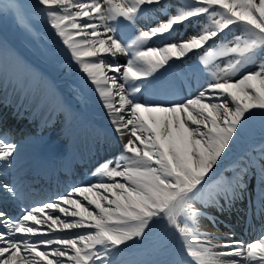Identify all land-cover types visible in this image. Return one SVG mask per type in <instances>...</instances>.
Masks as SVG:
<instances>
[{
    "label": "snow or ice",
    "instance_id": "1",
    "mask_svg": "<svg viewBox=\"0 0 264 264\" xmlns=\"http://www.w3.org/2000/svg\"><path fill=\"white\" fill-rule=\"evenodd\" d=\"M30 7L97 93L114 131L128 139L119 158L91 173L95 182L15 218L0 207V264H142L125 253L157 229L179 250L154 264H264V232L245 243L231 229L220 236L202 225L218 228L242 197L248 165L232 162L225 175V157L257 113L264 126V0H185L174 13L166 0H35ZM9 8L30 30L22 6ZM152 10L165 18L142 26ZM192 18L194 34L169 39ZM190 53L206 76L195 95L137 98L161 69ZM118 56L126 62L113 63ZM161 87L179 97L185 85ZM18 147L0 136V165L10 167ZM258 151L264 161V143ZM258 177L264 184V163ZM19 197L15 181L0 182V205ZM72 229L83 231L54 235Z\"/></svg>",
    "mask_w": 264,
    "mask_h": 264
},
{
    "label": "bare ground",
    "instance_id": "2",
    "mask_svg": "<svg viewBox=\"0 0 264 264\" xmlns=\"http://www.w3.org/2000/svg\"><path fill=\"white\" fill-rule=\"evenodd\" d=\"M4 2L5 3H3V5L6 4V2H11V0H5ZM24 2H25L26 6H30V3H32V0H24ZM12 4H14V3H11V5ZM1 5H2V1H0V6ZM8 10H9V12H11L10 11L11 9H8ZM193 30L195 32L196 29H193ZM29 32L31 33V31H29ZM50 36H52V38L54 40L57 39L54 36V34L50 33ZM126 59L127 58L124 57V56H118L113 61V63L124 64L126 62ZM4 64L7 65L8 68H9L10 64H13V67L15 69H17L16 67H18L19 65H22V64L25 67H27L26 68V72L27 73H26V77H25L24 83L21 84V86L18 87V88L14 87L13 89H11L10 88V84H9L11 82H7L6 81L5 84H4L6 87H5V89H3L5 94L11 95L14 98L15 103L16 102H19V104L22 103L21 105L23 107L25 105V102L28 103V100L30 99L29 95H28V92L30 91L31 86H33L34 82H37V87L40 86V88H39V94L36 97L44 96V98H46L51 93L54 94V98L58 96V98L56 99L55 106H54V108H56V111L54 113V116L56 118H54V122H57L58 124H64L65 123L66 125L60 131L58 130L59 132L57 131L58 132L57 133V137L58 138L59 137L64 138V140H62L64 145H65L64 147H62V148H61V146L58 147L56 144L43 145L33 155H27L28 152H21L19 154H16L15 160L11 164L10 167L0 165V169L3 170V174H4V176L0 175V182L1 181H4V182L5 181H9V182L15 181L16 184L20 185L22 183V181H23L22 179H26L28 177V175H29L28 172L33 170V166H31L32 163L28 162L29 160H33V162L35 160H38V162H40V163L43 162V161H48L49 162L50 160L51 161L53 160L55 164L63 165L65 159H70L71 158V154H69V156H65V157L61 156L60 158H54V159H53V154L54 153L60 154L63 148L71 149V146H70V143L72 144L71 141H76L75 142L76 144L86 142V144L88 146H90V147L93 146L94 144H97V143L104 144L107 150H104L101 154L106 155L107 152L109 151V152H111V154H114L115 159L119 158L122 150L119 149L118 144L115 141H113V139L108 134L103 133L102 131H98V129L93 127L92 124L87 120V116H85V119L83 120V116L86 115V112H84L83 109L80 110V107L77 108L78 114L74 118H70V116H69V119H68V116H67L68 114H65V116H64V113L66 112V110L64 109L63 106L67 103V100L65 99L63 92L59 93V90L55 87L54 78L44 74L42 71L37 70L35 68V66H33L31 61L27 58V56L23 52L19 51V49H17V48L8 47V46L3 45L0 48V71L2 70ZM176 64L179 66L178 63H176ZM61 67H62L61 71L66 70V71H68V73H70L72 75H75V80L76 81H80V82L85 83L84 80H83L82 74L76 69L75 65L70 64L69 61H65V62H63L61 64ZM8 73L9 72L7 70V71H5V73H3V76H2L1 72H0V78H2V81H0V86L1 87H3V80H5L4 79L5 75H7ZM175 76L181 81V83H185V82H183L181 80V77H180V76H183L182 73H180L179 75H170L168 77L169 79L166 80L164 83L174 82L175 81ZM200 81H202V80H200ZM65 84H68V81L65 82ZM160 85H163V84L161 83ZM201 85H202L201 83L192 85V87L190 89L187 88L185 91H183L181 94H179V97H174L172 93H170L169 91L165 90L162 87L161 96H158L157 98H153L151 100H165V99L183 98V97H186V96H192V95H195L197 89H199ZM21 87H23L25 93L21 92V94H19ZM92 91H93V88L92 87L89 88V86H88V87H85L82 91H80V93L85 94L86 92L89 93V92H92ZM188 92H190L189 95H187ZM144 97H145V95H143V93H142V94H139V97H137V98L142 99ZM53 99L50 98L49 101L46 103L45 107L49 104V102L53 101ZM39 103H41V102H39ZM67 104L68 105L66 106V108L68 107L70 109H75V107H76V106L73 107L74 104L73 105H71V103H67ZM28 106H29V103H28ZM0 108H2V107H0ZM43 111H44V107L43 106L38 109V112L36 113V116H39V118L38 119L36 118L35 119L36 122H34V123H37L40 120L44 121ZM9 113L8 114L6 113L5 117H7L9 115ZM29 113L32 114L33 111H27L26 114H23V117L25 119H29V118H27ZM0 114H2V112H0ZM76 119H79V122L76 121ZM1 121L4 122L2 124H4L5 130L9 131L10 139L11 140L16 139V137L19 135L18 133H16V130H17V128L19 126H21V124L19 122V119L17 120V122H19V123H14V117H13L12 121H10L8 125L5 124L6 123L5 118H2ZM31 121H34V120H31ZM26 125L27 124L23 125L22 127L25 128ZM68 126L70 127V129L73 128L74 130L69 131L70 129L68 130ZM30 128L34 129L31 126H30ZM27 129H29V128H27ZM77 132H78L79 135L76 134ZM34 136H36V135H34ZM43 136H45V135H43ZM263 137H264V134L255 136V137L250 139V144H247L245 146L246 147H251L255 142L259 141ZM239 138H241V137L237 138V142L232 146V149L237 144H238V146L239 145L240 146L244 145L245 142L243 143L242 140H240ZM32 139L35 142H38V141L41 140V138H38V137H35V138H32ZM240 146H239V148H240ZM49 149H51V150H49ZM263 163H264V161H263ZM229 164H230V162L227 161L226 164L224 165V167H226L227 170L229 168L228 167ZM30 166H31V168H30ZM227 170L224 172L225 175H226ZM35 171H38V170L34 168V172ZM48 173H50V175H53L52 172H48ZM0 174H2V173L0 172ZM90 181L91 182H95V178L92 175L89 176L87 179H84L83 183L84 182L88 183ZM256 181L260 182L258 175H254L253 176L252 173L250 174L249 172H247V174L244 177L245 190L242 193V197L235 202V206H234L232 212L231 213H225L222 216H220V220H222L223 222L218 226V228L212 227V225L207 220L202 221V225L208 231L214 232L216 235L224 236L229 231V229H231L230 222L232 221L233 218L234 219L239 218L243 222V224L251 223L253 221V225L252 226H257V223H263L264 224V213H263L264 211L262 212V211L258 210V208H260L261 205H262V201L258 202V200L260 198V195L255 193L257 188L256 189H252L253 188L252 184L254 182H256ZM32 185H33L32 183L28 182L26 186H28V188H31ZM50 185L52 186V183ZM39 187H41L40 184H39ZM31 192L32 191H30V193ZM253 192H254V195L252 197L250 195V193H253ZM40 196L42 197V195H40ZM40 196H38V197L41 198ZM33 198H35V197L33 196ZM76 198H79V199H81L83 201L82 197H76ZM83 202L87 203V201H83ZM90 207H94V206H90ZM243 207H244V210L242 209ZM12 210H13V208L8 206V211H12ZM248 210L252 211L251 215H249ZM247 215H248V217H247ZM158 235H159V233H158ZM143 246H145V245H143ZM178 250H179V244H178V241L176 240V244L174 246V249L171 251V253H169V260H172V259H174L176 257V254H177ZM130 253H132V251L129 249L125 253L124 259H126ZM164 254H166V252H164Z\"/></svg>",
    "mask_w": 264,
    "mask_h": 264
},
{
    "label": "rangeland",
    "instance_id": "3",
    "mask_svg": "<svg viewBox=\"0 0 264 264\" xmlns=\"http://www.w3.org/2000/svg\"><path fill=\"white\" fill-rule=\"evenodd\" d=\"M0 1H2V5L0 6V8L2 9V10L0 9V12H1L0 13V48L3 45L8 46V47L17 48V49H19V51L23 52L28 57V59H31L32 61L36 62L38 65L42 64L45 69H46V66L48 64L51 67L52 73L58 72L59 68L61 71V68H62V67H60L61 62L63 61V59H67V60H64L63 62L68 61V58L65 55V53L63 52V50L61 52L60 47H57L55 44L52 43L53 38H52V36H50V33H49L51 30L50 27H47L45 29L46 25L36 24V23H41L39 21H42V20L46 21V19H44L43 15L42 14H33L35 10L32 8L25 7L26 5H25L24 0H11V2H6V4H4V5H3V3H5L4 2L5 0H0ZM184 2H185V0H177L176 4L171 3L169 5V9H170L169 11L172 10L174 13V9L177 6L183 4ZM11 3L18 4V5L22 6V11L28 17L30 30L26 29L24 26L19 25L16 22L12 10H10L11 12H9V10H8V9H10L8 7L11 5ZM34 3H35V0H32V3H30V5H32ZM191 25L196 27V25H197L196 18L193 19V21L191 22ZM182 27L184 30L183 31V34H184L186 31H188V29H186L185 26H182ZM188 27H191L190 24L188 25ZM44 30H46V35H44ZM29 31H31V33ZM33 36H38V37H40L41 40H43V39H46V40L40 41L39 39H35ZM185 37H187V36H185ZM58 51L61 52L59 54L61 58L58 55H56V54H58L57 53ZM34 52H35V54H38V55H35L36 57L31 55ZM193 57H194L193 61L191 60L192 63H194L195 61H198V59L195 56H193ZM38 65L34 64L35 68H37L39 70H44L47 72V70L42 69V65L39 66L40 68L38 67ZM5 67H6V65L4 64L2 70L0 71L1 75L5 71ZM202 68H203V66H201V69ZM201 69H200V71H201ZM198 78H199V80H202V82L206 81V76L202 72H201V75L198 76ZM22 119H25V118L22 117ZM34 122H36V121L34 120ZM46 128H47V130L40 133L41 136L46 135L47 138L45 137V140H47L49 137H51V135H53V130L55 128V122L48 124V126ZM56 128H59V125H56ZM261 132H264V126H262V124H261L260 114L257 113L255 118L252 119L251 122L249 123L247 130L242 134V136H240L241 138H239V139L242 140L243 143L245 142L244 144H246V142L249 140V138L252 135H254L256 133H261ZM25 135L26 134H22L15 141L10 139L11 142H14L19 146L17 149V152L22 150V148L25 145L31 144V142L27 138L32 137L34 135H38V134L34 133V132H30V134H28V137H26V138H25ZM258 135H261V134H258ZM258 135H255V136H258ZM235 146L232 149V151L230 152L231 154L229 153V155L227 157H225V164L227 161H229V162H240L242 166L248 165V167H251L252 165L250 166V164H251L250 159L254 157L255 161H257L259 166H260L261 161L259 159V151H258L260 146H258V147L253 146V147H250L248 149L246 148L248 151L246 150L245 154H243L241 157L237 156L239 154L241 155V152H239L241 149V147L239 148L240 145L238 146V144H237ZM121 147L122 146H119L120 150L122 149ZM27 148L28 147H25L24 150H26ZM19 153H21V152H19ZM19 153H17V154H19ZM231 172H232V168L230 170H228L226 172V174L230 175ZM0 175L4 176V174H0ZM117 179H119V178H117ZM83 203H85L87 205L86 202H83ZM58 232H56L54 234H57ZM72 233H77V232H71L70 234H72ZM154 233H159V235L157 234V237L155 238L156 240L153 239V240L146 241V243L143 244L145 246L140 245L142 248L141 249L142 251L140 250L136 254L133 261L146 263L148 260H151L152 258L157 257L158 253H160L161 251H165V250L171 251L172 250V247H173V244H172L173 239L172 238L173 237L170 234H166V233L160 231L159 229L154 231L152 234H154ZM155 242H157V243H155ZM136 248L138 249L139 245L135 246V251L137 250ZM67 263H68V261L65 260L64 264H67Z\"/></svg>",
    "mask_w": 264,
    "mask_h": 264
}]
</instances>
